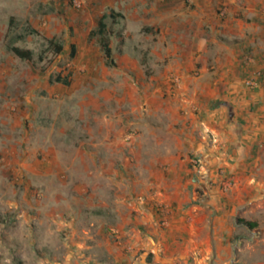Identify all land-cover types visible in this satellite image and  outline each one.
Masks as SVG:
<instances>
[{"label": "crops", "instance_id": "1", "mask_svg": "<svg viewBox=\"0 0 264 264\" xmlns=\"http://www.w3.org/2000/svg\"><path fill=\"white\" fill-rule=\"evenodd\" d=\"M126 21L153 27L158 77L135 85L102 66L81 127L51 129L52 161L33 163L46 185L37 214L93 255L116 232L115 264L133 263L126 244L154 264H264V0H157ZM219 169L233 180L226 191Z\"/></svg>", "mask_w": 264, "mask_h": 264}, {"label": "rangeland", "instance_id": "2", "mask_svg": "<svg viewBox=\"0 0 264 264\" xmlns=\"http://www.w3.org/2000/svg\"><path fill=\"white\" fill-rule=\"evenodd\" d=\"M155 1L0 0V264H115L111 245L119 246L116 232L104 234L106 248L93 255L69 243L67 228L46 211L37 214L33 204L45 199L46 185L31 170L36 171L35 161L40 167L52 161L51 129L71 132L81 127L84 106L79 103L89 105L95 97L102 66L106 72L123 70L135 85L158 77L152 71L157 57L149 47L153 27L126 21L134 5L148 8ZM102 16L114 65L106 63L97 37L89 39ZM11 47L31 52L30 60L17 57ZM58 76L69 81L65 92L60 90L65 85L54 81ZM86 82L93 87L89 91L83 87ZM142 90L138 85L140 96ZM167 96L171 103L172 95ZM238 237L251 240L252 234ZM123 246L118 251L130 255L132 264H154L149 251ZM89 255L97 261L87 259Z\"/></svg>", "mask_w": 264, "mask_h": 264}, {"label": "trees", "instance_id": "3", "mask_svg": "<svg viewBox=\"0 0 264 264\" xmlns=\"http://www.w3.org/2000/svg\"><path fill=\"white\" fill-rule=\"evenodd\" d=\"M104 19H106V16H102L101 18L98 19L96 29L90 32L89 39L97 37L96 41L99 45L100 50L104 54L106 63H108V65H114V62L112 60V51L109 46V40L106 38L107 26L106 23L104 22ZM9 51H11L13 54H15L17 57L21 59L30 60L31 58V52L26 50L25 51L21 50L17 47H11ZM71 55L73 56V51L71 52ZM54 81L62 83L65 86L69 85V81L66 78H61L60 76L56 77ZM238 223L245 225L249 229H253L254 227H256V224L254 222H248L239 219Z\"/></svg>", "mask_w": 264, "mask_h": 264}, {"label": "built area", "instance_id": "4", "mask_svg": "<svg viewBox=\"0 0 264 264\" xmlns=\"http://www.w3.org/2000/svg\"><path fill=\"white\" fill-rule=\"evenodd\" d=\"M76 6H80V2L75 3ZM261 76V72L256 71L252 75H250L248 78L244 80V86L249 89H254L259 84V77ZM194 165L197 163L196 160L193 161ZM216 184L220 186V188L223 191L228 190L232 184L233 180L231 177H228L225 175L224 171L219 169L217 172V179L215 180Z\"/></svg>", "mask_w": 264, "mask_h": 264}]
</instances>
